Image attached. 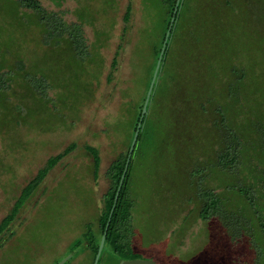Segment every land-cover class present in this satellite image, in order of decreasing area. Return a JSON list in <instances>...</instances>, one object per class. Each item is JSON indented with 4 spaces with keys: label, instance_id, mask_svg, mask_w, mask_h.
<instances>
[{
    "label": "rangeland",
    "instance_id": "obj_1",
    "mask_svg": "<svg viewBox=\"0 0 264 264\" xmlns=\"http://www.w3.org/2000/svg\"><path fill=\"white\" fill-rule=\"evenodd\" d=\"M38 1L45 10L57 13L67 23L76 22L77 13L87 12L92 20L84 24L83 31L90 50L96 43L97 30L103 32L99 36L101 42L96 43L100 59L89 65L91 73L88 72L87 79L81 78V73L77 77L91 83L90 99L72 104L77 69L69 67L68 58L62 53L59 54L60 64L54 59L48 64L49 58L45 55L52 49L42 43L35 27L15 28L20 53L29 55L35 64L47 61V73L54 75L60 70L65 86L59 80L58 85L49 90V101H45V105L36 100L39 96L35 98L22 86L8 90L3 98L11 111L0 110V221L48 157L71 142L76 143L77 148L47 174L20 211L11 226L13 235L0 247V264H58L67 256L71 257L64 264H87L88 254L82 246L72 248L71 245L81 236L87 223H96L108 189L105 172L117 154L125 149L126 131L123 127L121 131L119 124L130 119L128 104L143 92L138 80L145 75L147 62L137 53L136 46L147 24L141 0H133L130 42L120 60L116 80L107 85L105 76L119 41L128 0H115L111 5H106L105 0ZM21 14L27 22L32 11L22 10ZM182 20L186 29L178 33L169 61L171 83L185 82L183 69L188 73L189 67L183 55L186 46L196 41V35L201 38L205 35L204 46H209L213 38L221 37L230 51L236 53L242 70L249 74L246 82L236 90L237 96L244 95L240 100L244 99L245 103L243 106L241 101L234 106V114L225 112L228 122L219 125L213 105L210 112L199 111L195 105L197 98L186 91L181 98L184 111L178 116L173 114L169 120L173 127L161 120V110L157 107L147 112L151 130H147L139 145V156L136 158L138 147L132 156L133 160L136 158L131 199L137 259H150L157 264H212L211 255L205 257L206 252L217 248L223 250L229 264L232 254L239 260L242 258V264H251L255 252L249 238L244 237L235 246L218 219L206 222L199 219L200 201L196 194L203 187H209L219 193L227 191L235 195L244 171L255 180L256 192L260 194L263 190L258 181L264 178V141H260V136L244 140L242 135H247V113H253L257 121L261 118L264 124V0H188V6L182 10ZM204 79L209 80V77ZM168 84L166 82L163 87ZM229 85L226 81L225 86L229 88ZM163 96L167 97V93ZM204 97L201 100L208 99L214 104L217 100L212 94ZM16 105L23 107L19 114L12 109ZM26 106L30 108L28 115ZM230 134L237 138L236 141L229 139ZM222 135L228 138L231 153L239 156L238 165L220 166L216 159L203 156L213 153L212 146L218 147ZM84 144L99 151L101 163L96 178L92 172V158L83 150ZM197 161H201L202 167H195ZM232 169L233 177L225 172ZM205 177L209 178L201 181L198 184L201 188L198 187L195 180ZM228 205L247 212L238 197ZM257 206L262 205L257 203ZM256 246L257 254L263 252L258 264H264L263 244L258 241ZM107 259L104 255L101 264H116Z\"/></svg>",
    "mask_w": 264,
    "mask_h": 264
},
{
    "label": "trees",
    "instance_id": "obj_2",
    "mask_svg": "<svg viewBox=\"0 0 264 264\" xmlns=\"http://www.w3.org/2000/svg\"><path fill=\"white\" fill-rule=\"evenodd\" d=\"M105 2L106 5H111L115 0H105ZM176 2L177 0H141L142 12L147 28L144 31L139 45L136 46V49L137 53L147 62L146 65H144L145 75L139 77L138 80V84L143 87V92L138 99L133 98L128 104V112L131 115L130 119L119 124L121 131L122 127L124 128L123 131H126L123 138L125 149L117 154L105 172V176L108 180V189L103 196L102 207L99 210L96 223H87L84 226L81 236L76 238L71 245L72 248L82 246L86 254H88L85 260L87 264L93 263L107 222L108 226L105 231L104 246L98 264H101L104 255L108 257L106 261L113 260L116 264H119L122 260L138 258L139 253L136 251L133 240L134 227L132 224V211L134 202L131 199L133 185L131 177L134 176L135 173L134 161L140 154L139 145L147 134V130H151L152 123H147V112L150 111V108H152L151 110H153L154 107L160 109L161 120L169 123L173 114H177L178 116V114L184 111L183 108H181L183 104L181 101L183 99L182 97H184L182 95L186 91L185 93L188 92L190 96L197 98L195 99V105L199 111L210 112V109L214 107V117H216L219 122L217 125H219L228 122L229 116H225V112L234 114L235 111L232 109L241 101V104L244 106V99L240 100L244 95L237 96L236 94L238 91L236 90L239 88V85L246 82L249 74L245 70H242V67L237 61L236 53L230 51L227 47V42L221 37H219L220 39L213 38L208 43L209 46H204L206 40L205 35L203 34L204 36L201 38L194 32L196 41H191V45L186 46L187 51L183 55L184 60L188 63V65H185L189 67L188 73L183 69L185 72V82H179L177 85L171 83L169 75L170 56L172 55L173 46L176 42L178 33L182 29H186L184 28V20H182V10L184 7L188 6V0H181L179 10L170 30V36L162 58L157 83L149 102L147 112L143 117V126L138 133L133 149L134 152L135 148L138 147L137 156L133 160L132 152L117 201L113 207L116 190L127 161L129 147L140 120L145 96L161 51L165 33L169 29L171 18L174 16L173 11ZM22 10L32 11L27 22H25V17L21 14ZM76 16V22L67 23L57 13H51L45 10L38 0H0V110L5 109L11 111V107L5 106L3 98L8 90L15 89L16 86L24 87L27 92L30 91L33 93L35 98L39 96L36 100L39 103L41 102L42 105H45V101H49V90L56 87L60 81L64 84V80L59 75L61 72L60 70L54 75L51 72L47 73L45 70L46 65L48 66L52 59L58 61L59 64L61 63L59 61V54L61 53L66 59L68 58L67 61L71 65L69 67L73 70L77 69L76 78L81 73V78L87 79L86 75H89L88 72H90L89 65L94 64V62L96 63L97 59H100L96 45L98 44L97 42H101L99 36L103 32L97 30L95 40L97 44L95 43L90 50V46L87 44L84 36L83 27L84 24L91 23L92 18L85 11L77 13ZM132 16L133 0H128L122 15V27L119 34V41L105 76L107 85L112 84L116 80V75L120 69V60L130 42L128 34L131 28ZM24 25L26 27H35L39 32L42 43L51 47L52 50L47 51L45 55L49 58L48 64L47 61L45 62L46 65L42 64L43 62L35 64L29 55L23 56V54L20 53L19 48L21 45L18 44L15 28L22 26L21 28L23 29L25 27ZM184 40L187 41V38L185 37ZM205 77H209V80L204 79ZM77 79V83L74 84L72 89L74 96L71 98L73 100L72 104L75 105L77 103H82V101L89 100L93 91L90 82L85 83V81H81L79 78ZM226 81L230 83L229 88L225 86ZM166 82L169 83L168 86L163 87ZM206 82H210L209 84L211 85ZM186 83L188 86L185 85ZM164 93H167V97L163 96ZM207 94H212L213 97L217 98L215 104L208 99L201 100V98H205L204 95ZM60 101L62 102V100ZM211 104L213 105L212 107ZM185 105L188 106L187 100L185 101ZM22 108L21 105H16V107L12 109L19 114ZM26 110V115H28L30 108L26 106ZM223 110L226 111L223 113ZM221 114H223V116H221ZM247 114H249L246 117L248 120L246 127L247 135L243 134L242 138L247 140L251 136H260V141L263 142V121L261 118L257 121L253 113H251V115L250 113ZM168 125L174 126L170 123ZM229 139H232L231 141L234 142L237 138L233 134H230ZM219 142L218 147L217 145L212 146V148L214 147L215 149L210 156H208V153H204L203 156L210 157L213 160L216 159V163L220 166H224L225 164H230L232 166L238 165L239 156L235 155L233 151L231 153L232 146L230 147L228 138L222 135L219 138ZM234 147L235 145H233V148ZM76 148L77 144L71 142L59 153L48 157L41 168L37 170L34 177L21 189L12 207L0 221V247H2L3 242L7 238L13 235L11 230L12 224L47 174ZM157 148L159 149V147ZM83 150L92 158V172L94 178H96L101 163L99 151L97 148L88 144L83 145ZM157 153L158 151H155V155H157ZM162 156L163 158L165 157L164 153ZM249 161L252 162V158ZM196 166L202 167L201 161H197L195 167ZM225 172L231 177L235 175L233 169ZM245 173V171L242 173L241 180L237 179L240 183H238L239 185L235 195L227 191L226 194L222 192L219 193L209 187L200 189V192L196 194L200 201L198 217L204 222L211 219H218L227 230L228 237L235 246L238 245L244 237H248L251 249L255 252L251 264H258L261 261L260 255L263 254V252L257 254L255 251L258 241L263 244L264 248V178L258 181L259 187L263 188L261 193L258 194L255 189V180L250 174L245 175ZM207 178L209 177H205L201 180L196 179V184H200L201 181L203 182ZM198 187L200 186L198 185ZM234 197H238L242 200L247 212L228 205L231 201H234ZM257 203H260L262 206L258 207ZM112 207L113 212L108 221ZM221 251L223 250L211 248L206 252L207 254L205 253V257L207 258V255L210 254L212 257V264H217L218 261L220 262L219 264H229L226 256L223 255ZM230 260V264H242L243 262L242 258L239 260L238 256L234 254H232Z\"/></svg>",
    "mask_w": 264,
    "mask_h": 264
},
{
    "label": "water",
    "instance_id": "obj_3",
    "mask_svg": "<svg viewBox=\"0 0 264 264\" xmlns=\"http://www.w3.org/2000/svg\"><path fill=\"white\" fill-rule=\"evenodd\" d=\"M180 4H181V0H177V2L175 4L174 11H173L174 16L171 18L169 29L165 33V38H164V41H163V44H162V47H161V51H160V54L158 56V59H157V62H156V65H155V68H154V71H153V75H152V78H151V81H150V84H149V87H148V90H147V93H146V96H145V100H144L142 111H141V115H140V120H139V122L137 124L136 131H135V133L133 135V138H132V141H131V144H130V147H129V151H128V157H127V161H126V164H125V168H124V171H123V173L121 175L118 188L116 190L113 207H114V205H115V203L117 201V198H118V195H119V191H120V188L122 186V183H123V180H124V177H125V173H126V170H127L128 162L130 160L131 154L133 152V149H134V146H135V143H136V140H137L138 133H139L140 129L143 126V122H142L143 121V117H144V115L147 112V108H148L149 102L151 100L153 91H154L156 83H157L158 73H159V70L161 68L162 58L164 56L165 48H166V45H167V42H168V39H169V36H170V30H171V28L173 26V23H174V20H175V16H176V14H177V12L179 10ZM113 207H112V209L110 211L108 221L110 220L111 214L113 212ZM107 226H108V222L106 224L105 231L107 229ZM105 231H104L103 235L101 236L100 243H99V246H98V250H97V253H96L95 257H94V260H93L92 264H98V261H99V258L101 256V252H102V249H103V246H104ZM70 257L71 256H67L66 258H64L58 264H64ZM119 264H157V263L154 260H150V259H131V260H122V261L119 262Z\"/></svg>",
    "mask_w": 264,
    "mask_h": 264
}]
</instances>
